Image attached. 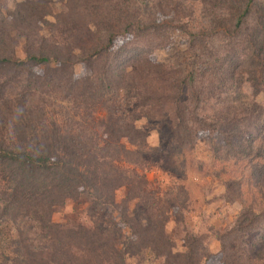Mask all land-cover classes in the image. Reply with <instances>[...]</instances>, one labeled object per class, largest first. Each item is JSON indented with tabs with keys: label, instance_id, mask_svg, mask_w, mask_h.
<instances>
[{
	"label": "trees",
	"instance_id": "1",
	"mask_svg": "<svg viewBox=\"0 0 264 264\" xmlns=\"http://www.w3.org/2000/svg\"><path fill=\"white\" fill-rule=\"evenodd\" d=\"M52 1L0 10V219L13 220L32 244L44 241L25 246L31 264H127L129 251L151 247L163 255L159 264H241L238 238L264 227V120L254 115L257 131L235 132L236 120L213 105L239 77L254 96L264 93V0H157L156 17L139 0H61L59 23L47 34ZM196 2L200 22L191 28ZM155 28L182 30L202 66L184 72L153 59L147 44ZM166 111L178 118L173 134L209 129L236 152L226 182L227 199L241 204L236 237L211 260H203L209 232L187 231V249H174L168 211L189 230L193 209L148 176L158 147L136 122ZM71 198L81 211L55 221L54 208Z\"/></svg>",
	"mask_w": 264,
	"mask_h": 264
},
{
	"label": "rangeland",
	"instance_id": "2",
	"mask_svg": "<svg viewBox=\"0 0 264 264\" xmlns=\"http://www.w3.org/2000/svg\"><path fill=\"white\" fill-rule=\"evenodd\" d=\"M17 1L0 0V10L4 13L6 10H14ZM156 1L139 0V5L147 13V16L156 17L159 15L158 8L154 7ZM63 7L61 0L52 1L51 8L54 13L45 16L49 22L45 30L47 34L50 33L48 28L50 25L52 31V24L59 23L56 14L61 12ZM201 7L200 2H196L194 5V8L197 9L195 13L197 18L189 21L191 28L199 26ZM91 26L95 28L93 25ZM158 31L157 29L154 33ZM152 37V41L147 46L153 49V59L170 65L171 69H183L184 72L197 70L202 66L197 50L190 45L188 36L182 30L171 28L155 33L150 39ZM165 37H167V41L163 43L161 40H166ZM18 56L25 58L22 44L18 48ZM75 68L79 73L82 69L81 64H77ZM172 74L175 73L172 71ZM126 94V98L134 97L131 88L126 90ZM213 106L216 114L220 117L236 120L235 123L239 125L236 126L235 132H243V130L246 132L253 128L257 131L259 124L253 120L254 115H256V119L262 116L259 121L264 120V93L257 97L254 96L244 77H239L234 87L223 98L215 101ZM98 115L104 116L105 114L99 112ZM176 121L178 118L176 119L171 111H166L165 115L157 118L142 117L137 120L136 125L148 134L149 146L158 147L153 153L155 167L148 171V176L153 182H156L157 186L162 184L163 190H172L171 195L177 205L182 207L183 202H187L188 209H193L190 211L191 214L187 221L191 228L189 230L186 229V226L178 223L173 209L170 208L168 211L166 233L170 237L174 249L184 251L187 249L185 241L187 231L209 232L211 236H209V241H206L210 243V254L203 260H211L212 255L217 253L219 256L223 247L230 246L229 240L232 235L235 236L232 229L239 216L241 204L230 202L227 199L229 191L226 182L234 175L231 168L236 160V152H232L230 148L226 147L218 136L212 135L209 129H201L198 134L192 133L184 138L179 137L176 132L173 134ZM199 126L201 125L199 124ZM122 196L120 193L119 198ZM78 207L79 204L74 199H68L62 206L54 208L53 218L60 223H66L70 214ZM77 211H81V209H77ZM214 228L223 233L230 229L231 235L220 240L214 234ZM122 231L119 230L120 237ZM19 233L21 232L13 220L5 222L0 219V264H31L25 253V246L40 249L44 243V241L41 242L34 238V244H32V239H29L28 235ZM126 234L123 231L124 239ZM245 235L242 233L238 238L242 253L241 264L249 262L246 257V255L250 256L247 254V250L255 258V263L261 264V260H264V227L259 231L249 232L247 237ZM152 248L154 247L140 249L139 253L129 251L126 255L127 264H159L164 259L163 255L157 254Z\"/></svg>",
	"mask_w": 264,
	"mask_h": 264
}]
</instances>
